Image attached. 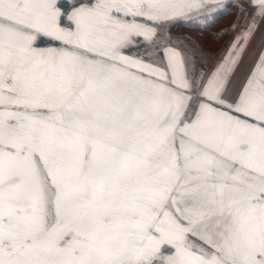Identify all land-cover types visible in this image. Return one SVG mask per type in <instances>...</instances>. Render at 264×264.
Returning <instances> with one entry per match:
<instances>
[{"label":"rangeland","instance_id":"rangeland-1","mask_svg":"<svg viewBox=\"0 0 264 264\" xmlns=\"http://www.w3.org/2000/svg\"><path fill=\"white\" fill-rule=\"evenodd\" d=\"M243 1L246 0L230 5L231 22L221 19L214 26L220 34L214 44L188 38L172 29V22L210 13L225 6V0H212L210 4H203L204 0H42L43 20H29L21 27L22 32L16 30L14 23L8 24L0 36V67L16 56L25 61L27 52H33L35 60L25 61L26 78L40 79L45 74L46 83L57 86L69 78L71 85H81L70 88L76 94L67 101L56 100V112L49 107H38L37 103L0 107L7 110L0 118V169L8 174L3 179L0 173L2 260L10 259V264H114L128 258L130 261L124 264H164L166 253L174 248L172 241L176 243L175 238L184 237L187 248L194 241L198 249H205L206 253L202 251L205 254L198 255L210 263L217 259L214 264H249L243 260L253 256L261 240L264 243L263 229L251 231L245 243L243 230L236 225L242 219L240 212L220 213L207 226L201 225L203 214H181L174 208L180 206L179 197L161 199L143 195L147 185L158 184L148 179V166L117 162L118 143L131 146L137 134L133 135L131 119H121L120 100L124 95L116 92L106 74L114 69L118 76L129 77L128 55L150 56L157 60L153 65L158 75H140L139 80L161 81L174 87L172 81L180 80L172 57L181 55L196 86L192 91L190 84L175 87L179 94L184 91L188 97L185 111L180 116L179 103L171 101L174 97H156L149 103L152 115L141 121L151 122L148 126L154 127L148 128L151 134L144 131L140 138L154 139L157 135L154 133L159 130L156 125L163 120L161 124L168 136L179 128L181 118L185 122L197 117L203 121L206 113L200 110L211 105L222 108L226 97L219 100L218 91L223 89V83L228 84L239 75L243 78L248 68L241 61L235 68L238 73L234 71L231 79L228 76L233 69L216 74L219 65L228 62L225 46L231 42L233 32L236 33L232 27L237 24L235 20L240 19L238 25H241L250 12L261 9L242 5ZM52 4H56L53 13L48 10ZM261 25L264 30V21ZM198 34L205 39L204 33ZM40 38L45 42L38 43ZM225 40L220 48H213ZM44 47L57 48L58 52L54 58L45 57L49 50L43 52ZM165 52L171 64L163 59ZM87 62L90 63L85 65L87 69L81 71L80 65ZM45 63L49 67L47 72V67H42ZM144 65L141 69L153 74L154 67ZM227 65L233 68L234 61ZM72 66L73 71L66 70ZM234 81L231 85H235ZM250 83L243 80L239 86L235 85L237 89L227 88L228 97L234 93L230 103L241 102ZM161 85L155 84L158 89ZM22 110L19 120L18 113ZM105 116L107 126L103 127ZM125 119L128 121L124 122ZM125 127L130 128L129 133H124ZM66 129L81 133H66ZM105 129L108 133H103ZM142 152L156 163L151 167L153 176L156 172V176H162L165 170L174 168L169 166L171 157L161 149ZM208 200L205 199L207 204ZM213 201L216 207L217 199ZM208 206L205 204L204 209ZM136 209L139 212H132ZM164 240L168 244L159 247ZM190 249L197 250L194 245ZM149 254L153 258H146Z\"/></svg>","mask_w":264,"mask_h":264},{"label":"crops","instance_id":"crops-1","mask_svg":"<svg viewBox=\"0 0 264 264\" xmlns=\"http://www.w3.org/2000/svg\"><path fill=\"white\" fill-rule=\"evenodd\" d=\"M35 1L37 0H0V36L8 29L9 23H14L17 26L16 30L22 32L21 27L27 25L26 23L29 20L31 22H36V19L39 22L43 20L44 12L40 10L43 5L42 0ZM211 1L204 0L203 4H210ZM228 1L235 4L237 0H225V3ZM44 2L49 4L48 1ZM241 4L260 7L261 11L257 9L256 12H250L241 25H238L240 19L235 20L237 24L232 25V27L235 28L236 33L232 31L233 38L225 46L228 50L225 55V59L228 60L227 64L234 61V67L230 68L227 64L219 65L216 74L220 75V71L226 73V71L233 69L228 76V79H231L232 76L238 73L235 68L241 61L247 64L248 68L244 71L243 78L239 75L232 78L228 84L227 81L223 83V89L218 91L219 100L226 97V102H223L222 108L211 105L203 107L205 110H200L201 113H206L203 121H199L197 117L196 120L185 122L181 118L179 128L172 132L171 136H168L163 127L164 124H161L165 122L163 120L159 125H156L159 130L154 133L157 134L154 139L148 137L141 140L140 138L142 132L154 127L148 126L151 122L141 121L152 115L149 103L157 99L156 97L161 98L164 95L174 97L171 101L179 103L178 113H180V116L185 111L188 97L184 91L179 94L178 89L175 87H177V84L183 86L190 84L189 89L192 91L196 86L193 85L195 81L191 77L189 67L185 59L181 58V55L172 57L176 64V76H179L180 80L179 82L175 80V83L172 81L171 85L174 87H169L161 81L162 85L158 81L146 82L139 80L140 75H158L155 72L156 67L153 65L157 63V60L150 56H141L134 53L132 54L134 56L128 55L131 60V66H129L131 74L129 77L118 76L114 69H109L106 74L108 79L113 82L110 84L115 87L116 92L124 95V98L120 100L121 119H131L133 133L135 134L132 131L131 133L133 135L137 134V137L132 140L131 146L118 143L117 162L120 165L131 162L138 165V167L148 166V179L158 182V184L147 185V188L143 189L145 190L143 195L147 198L158 197L161 199L179 197L180 206H174V208H178L181 214H203L202 218L204 220L200 224L206 226L220 213L240 212L242 219L236 221V225L243 230L246 243L247 236L251 231L264 230V30L261 25V21H264V9H262L264 0H246ZM48 10L53 13L56 10V4H52ZM33 11L35 15L32 13ZM34 16L35 19H32ZM256 22H259V24L256 25ZM230 33L231 31H229ZM226 41H222L223 44L213 48H220ZM46 50H49V52L44 56L49 58H52V56L54 58V54L58 52L57 48L48 47H44L42 51L46 53ZM240 53L241 59L238 60ZM164 58H166L168 64H171L166 52L163 55ZM34 60V53L27 52L25 61ZM25 61L16 56L5 67H0V71H4V74L0 72V107L13 108L15 104L37 103L38 107H49L52 110L54 109L53 112H56L57 107L54 105L56 100L62 98L67 101L76 94L74 90L70 91V88L74 89L76 85H81H71L69 78L57 86L53 82L46 83L45 74L40 79L26 78L24 68L27 63ZM133 63H135L134 66ZM1 64L4 65V60L1 61ZM89 64V62L82 63L79 67L80 70L84 71ZM144 64L154 67L152 69L153 74L141 69V65ZM216 65L217 63L213 67H216ZM42 67H47L46 72L49 69L46 63ZM74 69L72 66L66 70L73 71ZM239 72L243 74V70ZM233 80H236L234 82L238 86L243 80L251 82L248 91L239 103H230V100L234 98V93H231L230 97L227 96V88L231 91L237 89L235 85H231ZM155 84L157 86L161 85V89H158ZM210 88L214 89V86ZM178 95L179 98L177 99L176 96ZM173 107L175 108V104ZM0 111V118L2 115L7 114L5 109ZM23 112L24 110L20 114L18 113L19 120H21ZM51 115L56 116L55 113ZM69 117L71 116L69 115ZM105 119H107L106 116L103 120V127L107 126ZM127 119L124 122H127ZM201 122H203L202 125H200ZM141 127L144 128L141 129ZM125 128L124 133H129L130 128ZM65 132L81 133V131L69 132L68 129ZM103 133H108V130H103ZM148 133H150V130ZM141 149L149 151L161 149L164 154L171 157L169 166L174 165V168H168L162 176H156L157 172L153 176L154 170L151 167L155 166L156 163L147 157V154L142 152ZM138 172H141V170L138 169ZM0 173L3 179L7 178L6 170L2 171L0 169ZM206 198L210 199L207 201L208 204L205 202ZM214 198L217 199L216 207L213 206ZM205 204L210 206L207 210L204 209ZM149 206L155 209L154 205L149 204ZM132 212H139V209ZM206 218L208 220H205ZM40 226L42 229L43 223ZM184 234L187 235V232H184ZM10 235L12 236V233ZM175 239L177 242L172 241L174 248L172 247V250L166 253L163 259L164 264H214L218 262L217 259H213L210 263L206 257L198 255L205 254L206 251L198 249L194 241L189 246L194 245L197 250L187 248V245L183 243L184 237ZM166 244L168 242L164 240L159 247ZM259 245L260 247L253 252V256L246 257L243 261H248L249 264H264V243H262V240ZM106 246H103V248H106ZM199 251L205 253H197ZM152 255L149 254L146 258H153L154 255ZM141 256L144 257V255ZM2 258L4 256L0 255V264H10V259L5 261ZM128 260V258H123L114 264H124ZM230 261L236 262L235 259Z\"/></svg>","mask_w":264,"mask_h":264},{"label":"trees","instance_id":"trees-1","mask_svg":"<svg viewBox=\"0 0 264 264\" xmlns=\"http://www.w3.org/2000/svg\"><path fill=\"white\" fill-rule=\"evenodd\" d=\"M61 3V1L59 2ZM222 6L210 13L202 14L200 17L179 18L172 22V29L185 33L187 37H195L203 43L214 44L219 41L220 34L214 30V26L222 19L226 22L232 21V13L229 9L232 1H228ZM198 32L204 33V38L199 37ZM209 37L208 40L206 38ZM44 38L38 39V43H43ZM211 41V43H210ZM165 246V245H164Z\"/></svg>","mask_w":264,"mask_h":264},{"label":"water","instance_id":"water-1","mask_svg":"<svg viewBox=\"0 0 264 264\" xmlns=\"http://www.w3.org/2000/svg\"><path fill=\"white\" fill-rule=\"evenodd\" d=\"M200 248V247H199ZM201 250H205V249H202V248H200Z\"/></svg>","mask_w":264,"mask_h":264}]
</instances>
